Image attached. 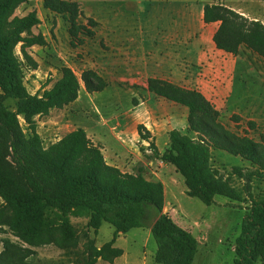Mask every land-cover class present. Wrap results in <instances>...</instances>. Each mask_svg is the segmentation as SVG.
I'll return each instance as SVG.
<instances>
[{
	"label": "trees",
	"instance_id": "trees-1",
	"mask_svg": "<svg viewBox=\"0 0 264 264\" xmlns=\"http://www.w3.org/2000/svg\"><path fill=\"white\" fill-rule=\"evenodd\" d=\"M30 0H0V228L13 230L30 246L5 240L0 248V264H30L31 246L54 244L60 248L77 247L79 236L73 217H85L88 226L98 231L104 222L114 227L113 237L101 246L94 241L85 245L87 261L113 262L123 253L114 246L121 234L134 228H150L156 242L155 261L160 264H193L199 252L197 236L164 211L163 182L148 178L142 168L124 172L109 164L102 148L92 142L86 130L78 127L48 146L37 130L36 116L49 114L75 101L82 89L74 70L61 66V77L51 88L31 93L25 84V67L37 68L29 53L34 45H45V36L34 33L40 23L36 10L16 15V9ZM46 9L68 14L71 32L80 28L77 2L43 0ZM203 20L219 22L213 36L218 48L236 53L241 44L264 57V23L249 19L233 8L205 4ZM20 45V54L17 46ZM82 80L87 91L103 89L106 82L94 70H84ZM149 90L188 108L191 135L174 128L168 133V146L160 151L151 140L146 156L171 164L184 178L186 193L207 205L216 196L228 198L229 205L242 207L246 196L250 204L242 221L241 233L234 243L232 264H264V196L253 194V180L264 177V134L256 141L227 130L219 121V112L198 90L150 78ZM24 120V124L21 122ZM144 126L138 125V132ZM212 147L248 161L249 166L233 165L231 173L242 181V188L211 164ZM148 222H152L148 226Z\"/></svg>",
	"mask_w": 264,
	"mask_h": 264
},
{
	"label": "rangeland",
	"instance_id": "rangeland-1",
	"mask_svg": "<svg viewBox=\"0 0 264 264\" xmlns=\"http://www.w3.org/2000/svg\"><path fill=\"white\" fill-rule=\"evenodd\" d=\"M66 1L78 4L79 15L76 24L80 28L77 32L75 31V34L71 32L72 24L68 19V14L63 15L46 9L43 0H30L21 4L15 11L16 15L22 16L31 10H36L41 21L33 28V31L34 33L41 32L46 39L45 45H34L28 49L38 63L37 68L25 67V84L28 90L31 93H41L44 89L51 88L61 77V66L63 65L74 70L82 86L75 101L63 108H52L47 115L36 116L37 130L44 145L48 146L58 141L78 127L84 128L92 142L103 148V154L107 156L105 159L109 164L118 165L117 167L122 171L131 173H136L143 168L148 178L163 182L166 188L164 211H168L181 226L185 225V228H190L197 220L198 224L206 229V239L200 238L203 243L200 244L193 264H232L235 258V239L241 233L245 208L250 204V199L246 196L242 202L243 209L229 205L228 198L224 196H216L215 203L207 205L199 198L186 193L184 178L173 165L161 159H155L153 164L149 165L148 162L151 160L144 154L152 151L149 146L151 140L155 143L157 141L162 151L167 148L170 128H178L191 135L196 134L189 130L188 114L186 117L183 109L187 107L150 91L148 81L156 77H149L147 80L149 93L162 98L158 101V109L172 114L173 120L160 129L155 136L147 129L145 122L140 123L144 126L143 132L149 136V139H144L139 134V123L137 125L132 124V121L126 123L125 137L137 152L133 151V148L129 152L123 151L107 132L102 120L112 115L122 114L123 116L132 103L140 101L143 97L149 101V97L144 91H141V94L136 93L134 98L126 96L125 92L118 93L114 85H109L106 78L96 70L83 66L84 64L89 66L94 59L101 62L100 56L104 53L108 54L111 50L119 52L121 49L123 51L128 49L135 52L146 47L152 55L153 48L162 49V46L168 45L161 39L163 34L168 38L166 33L172 29H179L182 32L180 37H174L180 39L178 44H180L181 56H184L182 60L187 61L186 52L194 49L191 43V38L194 36L189 37V35L199 30L195 37L202 38V44L206 47L207 57L204 64L207 68L205 70L204 67L205 71H202L203 66L200 65V71L197 69L196 74L199 78H207L208 74H211V67L214 72L220 71V82L226 86L227 93L219 97L210 96L211 98L208 99L199 88L188 89L200 91L214 105L219 112L218 121L227 130L239 136H248L260 141L261 135L264 134V57L245 44H241L236 53L218 48L213 36L219 22L203 25L201 13L205 4L221 3L249 19H259L264 23V0ZM210 32H213L211 36ZM210 44H213L214 51L212 47H209ZM17 52L20 54V45L17 46ZM187 62L192 69V64ZM88 69L98 73L106 82V86L98 91H88L90 95L86 96L83 93L87 90L82 80V72ZM138 69L144 75L141 65L138 68L135 62H130L128 66L118 70L121 72L126 70L128 73ZM191 72L193 70H190L188 74H192ZM164 81L181 86L168 80ZM150 106H152V101L146 103L144 107L146 112L152 108ZM147 118L143 116L144 120ZM21 122L24 124L23 118ZM111 123L114 128L115 124ZM94 134H97V138ZM114 150L122 154L121 160L112 164L110 155ZM211 164L218 168L233 186L242 188V181L231 173V168L233 165L249 166L248 161L212 147ZM139 166L141 168L138 170ZM253 194L257 199L264 196V177L253 180ZM72 223L79 236V244L74 247L76 249L72 255L66 254L72 257H70L71 260L62 264H85L87 261L86 243L92 240L95 245L101 246L114 234V227L108 222H104L97 232L88 226V219L85 217H73ZM151 223L148 222V226ZM195 228H192V232L197 235L199 232L197 227ZM6 239L17 240L18 238L13 230L3 226L0 228V246ZM114 246L123 249L122 255L115 258L113 262L99 259L97 264H160L154 258L157 245L149 227L134 228L126 234L119 235ZM52 247L59 251L62 250L54 244ZM41 250H45L44 254L42 253L43 256L55 253L47 251L42 245L37 251L41 253ZM45 262L51 261L46 260ZM255 264L262 263L258 261Z\"/></svg>",
	"mask_w": 264,
	"mask_h": 264
},
{
	"label": "crops",
	"instance_id": "crops-1",
	"mask_svg": "<svg viewBox=\"0 0 264 264\" xmlns=\"http://www.w3.org/2000/svg\"><path fill=\"white\" fill-rule=\"evenodd\" d=\"M201 16H202L203 25H209V24L211 25L212 23H217V22H212V23L204 22L203 9ZM204 31L206 30L204 29ZM198 32L199 30L193 31L189 35V37L194 36L193 38H191L192 39L191 43H193L194 49L191 50V52L187 51L185 54V56H187L188 58L187 61H189L193 66L192 69L190 68V65L187 61L182 60L184 56H181V52L179 50L180 44H178L180 39L178 38L175 39L176 36L180 37L182 33L179 29L178 30L172 29L168 33H166L168 38H166L163 34L161 40L163 41V43H167L168 45L164 47L162 46V49L153 48V51L151 52L152 55H150L146 47H143L141 51H135V52L129 51L128 49L125 51L121 49L119 50V52H113V50H111L108 54L102 52L104 54L100 56L101 57L100 59L102 60L101 62L98 61L97 59L96 60L94 59L91 64L88 62L89 66L84 64L83 66L84 68L89 67L91 69H94L102 77L106 78L108 84L114 85V89L118 93L125 92L126 96L129 95L131 96V98H134V95H136V93L141 94V91H144L147 97H149V101H152V106H150L152 108L148 112L145 111L144 107L146 103H148L149 101L145 100L143 97L140 101L132 103L130 108L124 112L123 116L122 114H118L116 116L112 115V117L106 120L105 119L102 120V124L105 127V129H107V132L121 146L123 151L129 152L133 148V145L126 139L124 134L126 123L132 121V124L134 123V125H137L138 123L140 124L145 122L147 129L152 133V135L155 136L160 129L165 127L168 123H171V121L173 120L172 114L166 113V111L158 109L159 107L158 101H161L159 99L162 98H157V96H155L154 94L149 93L147 89V80L149 77H156V78L168 80L186 88H199V90L208 99L211 98L210 96L219 97L227 93L226 92L227 89L225 88L226 86H223L220 82V77H221L220 71L216 70V72H214L211 67L210 68L211 74L207 73L208 74L207 78L205 77L199 78V76L196 74L197 69L200 71L199 69L201 68L200 65L203 66V68H201L202 71H205L207 68V65L204 64L206 62V57H207V52L205 50L206 47L202 44V38L195 37V35H197ZM211 34H213V32H210V36ZM194 39L196 41H194ZM209 47L210 48L212 47L213 49L212 51H214L213 44H210ZM217 51L216 53H220ZM84 61L86 62V59ZM130 62L131 63L135 62L138 68L139 65H141L144 75H142V71L140 69L135 71H130L128 73L126 70L124 72L118 70L119 68L128 66ZM190 70H193V72H191L192 74H188ZM83 93L86 96L90 95L88 91ZM153 100L155 101L153 102ZM183 109L186 112V117H187L188 109L187 108H183ZM142 115L145 117L147 116L148 118L144 120ZM111 122L115 124L114 128ZM170 129L172 130L174 128H170ZM94 135L95 137L97 136V134ZM155 144L157 148L160 151H162L157 141ZM133 151L137 152V150L134 148ZM121 154L122 153H120L119 151H115V150L112 151V154L110 155L112 164H115L119 159L121 160ZM144 154L146 155L147 153L145 152ZM105 157L107 156L105 155ZM139 160H141V158H139ZM148 164L152 165L153 161H149ZM140 166L138 170L141 168ZM165 192H166V188H165ZM3 202L4 200L0 195V205ZM182 226L186 227L185 225ZM195 227H197V230L199 232L196 236L198 238L199 244H201L203 242L200 240V238L206 239L207 231L198 224L197 220L194 221V226H190V228L189 227L188 228L192 231V228ZM18 239L11 241L23 246H30L21 239L20 240ZM3 242L4 241H2L1 243L2 246H3ZM52 245L53 244H42V247H46L47 251L50 250L55 252L53 254L49 253L47 254V256L42 255L43 251L45 250H41V253L37 251L40 245L31 246L34 250V253L27 258V261L30 264H62L63 262L71 260L70 259L71 256H67V255L68 254L72 255L74 253L73 251H75L76 249L74 247H68V248H62V250L59 251L53 248ZM2 246H0V248H2ZM46 260L51 262L46 263L45 262Z\"/></svg>",
	"mask_w": 264,
	"mask_h": 264
}]
</instances>
